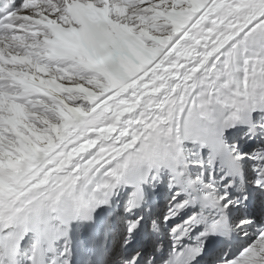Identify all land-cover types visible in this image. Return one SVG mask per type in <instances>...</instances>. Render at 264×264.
<instances>
[{"label":"snow or ice","instance_id":"snow-or-ice-1","mask_svg":"<svg viewBox=\"0 0 264 264\" xmlns=\"http://www.w3.org/2000/svg\"><path fill=\"white\" fill-rule=\"evenodd\" d=\"M0 264H264V0H0Z\"/></svg>","mask_w":264,"mask_h":264}]
</instances>
